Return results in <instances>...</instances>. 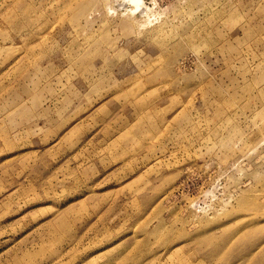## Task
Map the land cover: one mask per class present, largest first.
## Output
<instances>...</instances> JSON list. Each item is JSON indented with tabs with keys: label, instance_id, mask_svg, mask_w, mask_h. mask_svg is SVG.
<instances>
[{
	"label": "rangeland",
	"instance_id": "374dc122",
	"mask_svg": "<svg viewBox=\"0 0 264 264\" xmlns=\"http://www.w3.org/2000/svg\"><path fill=\"white\" fill-rule=\"evenodd\" d=\"M127 1L0 0V264H264V0Z\"/></svg>",
	"mask_w": 264,
	"mask_h": 264
},
{
	"label": "bare ground",
	"instance_id": "6f19581e",
	"mask_svg": "<svg viewBox=\"0 0 264 264\" xmlns=\"http://www.w3.org/2000/svg\"><path fill=\"white\" fill-rule=\"evenodd\" d=\"M128 2L133 3L132 5L134 6L135 10L142 9L143 5H142V1L141 0H128L127 3ZM131 3H129V4H131Z\"/></svg>",
	"mask_w": 264,
	"mask_h": 264
}]
</instances>
